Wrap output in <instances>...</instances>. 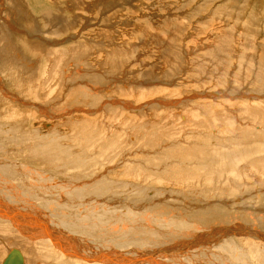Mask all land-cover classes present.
<instances>
[{"label": "rangeland", "instance_id": "374dc122", "mask_svg": "<svg viewBox=\"0 0 264 264\" xmlns=\"http://www.w3.org/2000/svg\"><path fill=\"white\" fill-rule=\"evenodd\" d=\"M14 9L17 10L14 11ZM44 15L46 17L51 16L53 21L45 19ZM251 26L252 28H249ZM10 28L13 30H10ZM5 32L6 35H3ZM0 38L1 44L4 41L2 45L0 44V168L4 166L5 169H9L6 173L7 175L3 176L4 174L1 173L3 179L5 177L8 180H2L0 184L5 192V194L1 195L6 197L4 203L8 206L18 204L23 207L30 202V204H36L37 206L34 205V207L39 209L41 216L40 219L38 217L35 218L40 223L49 219V216L56 221H59L58 219L64 220L66 216L68 219H72L71 215H75L80 211L82 198L86 196V193L81 191V186L95 177V179L102 178L114 182L112 187L115 191L111 188L102 197L105 206L109 205L111 209L113 207L114 213L107 215V217L113 216L115 218V216H119L123 223L124 220H122L121 216L131 215V218L135 220L133 217H140L142 215L141 210L144 211L149 204L144 203L146 201L139 202V200L143 199V196L146 197L147 195L141 192L143 187L141 185L139 187V183H136L133 178L126 177L124 170L136 161H144L147 158L146 153L147 155L150 154L148 157L150 160L147 158L148 163L155 160L156 156L159 158L157 154L151 152L154 147L147 152L143 142H140V146L138 145L139 142H136L135 137H140L142 134L146 135V127L149 128L147 131L152 133H157L158 131L160 135L162 132V136L160 135L162 139L158 138L157 145L156 143L154 144L155 147L158 144L164 146L165 143L171 145L173 142L168 143L167 137H163L170 132L168 129L176 130L172 126V120H174L172 116H175L177 121L180 122L184 120V117L181 120L179 119L181 116L190 115L193 118L192 112L203 113L201 106L208 105L210 113L213 109V112L215 111L214 113H216L215 116L211 114L212 129L214 127L218 132L217 134L227 136L230 135L231 130L228 128L229 125L224 124L227 121L223 120L225 116L233 117L236 123L242 126V123L246 121L243 120L244 112L242 111H244V108L257 102L256 105L261 102L262 105L264 104V82L260 91L259 87L254 86L256 77L258 78L261 73L264 74V0H0ZM4 44L6 52L2 49ZM221 45L223 46L221 47ZM66 50L68 52L71 50L72 55L67 53L69 58L64 57L65 59H61L58 56V52ZM54 53L55 55L52 57ZM15 60H19V62ZM24 60L27 62H24ZM56 60L58 61L57 63ZM67 66L70 67L68 68ZM19 68L22 73L24 72L23 74ZM45 69L47 73H45ZM57 69L60 70L58 71ZM15 72L16 78L13 77ZM18 73L20 74L19 77ZM46 74H53L51 75V77L54 76L51 79L52 81H44L43 77H48ZM34 75H38V78L36 79ZM39 81H44L45 83L43 82V84L47 87ZM43 86L47 89L45 90ZM153 86L156 88H153ZM238 89L240 90L238 91ZM69 90L71 91L69 92ZM90 98L92 102H90ZM164 98L168 101H163ZM82 101L85 102L83 103ZM188 110L190 111L189 113H187ZM218 111L220 112L219 117ZM84 118L85 120L96 119L102 125L105 122V131L112 134L113 137H117L120 133L121 135L127 133L128 139L131 138L129 140L132 141V143L129 142V145L130 147L132 146L131 148L135 152L130 155L132 151H129L126 156L118 155L114 158L113 167L111 166L110 170L105 173L100 171L103 170L102 162L100 167H98L99 164L91 165L89 172H86L84 163L74 160L73 166L66 170V167L60 166L61 160H52V156L45 151V154L40 157H35L33 151L30 152V148L36 142L40 143L42 141L41 144L44 146L46 142L43 141L53 135H57L58 138L55 140L60 144L57 146L59 147L57 148L58 152L65 150V152H62L64 155L63 159L67 153H73L72 157L68 156L67 158L69 159H64L65 161L73 159L76 155L82 156L87 153L89 148L85 149V151L82 148L85 142L73 145L72 140L75 137L74 133L79 132L80 129L72 127L71 124H76L74 120ZM128 119L130 123H127ZM217 119L221 121L218 122ZM162 120H164L166 126ZM189 121H187L188 124L190 123ZM249 121L248 119V124ZM131 122L136 126L131 125ZM214 122H217L218 125L217 123L215 125ZM82 123L88 127H95L91 121ZM125 123L127 125H124ZM141 123L150 125H144V127L141 126ZM161 123H163L162 126L160 125ZM252 125L254 124L249 126ZM255 125L260 128L263 126L259 123ZM110 126L113 127L115 135L109 130ZM118 126L121 132L118 130ZM141 127L144 128V132ZM190 128L191 130L184 129L185 132L181 130L182 133L175 135L174 139L178 141L177 143L187 144L193 140L192 135L194 137L200 136V133L202 136L197 140H201V138L207 139L208 137V141L211 139V129L209 130L210 132H207L206 130L208 129L204 130L197 126ZM138 129L140 132H138ZM122 130L124 131L122 132ZM134 130H136V135L131 133H135ZM176 132L178 131L176 130L172 133L176 134ZM179 135L181 136L179 137ZM185 137H187V141L184 140ZM189 137L190 139H188ZM124 138L127 139L126 135ZM209 143H211V140ZM212 143L215 144L216 139L213 138ZM162 146H160L161 149H163ZM35 148L38 150V146ZM51 148L53 147L50 146ZM168 148L164 147L165 150ZM94 149L93 153L98 151V148L95 147ZM124 151L126 150L124 149ZM26 165L34 169H29ZM99 168L101 169L99 170ZM146 171H144L145 174L148 172ZM11 172L14 173L11 175ZM63 172L66 174L64 175ZM103 173L104 175H102ZM251 175L245 174L243 179L239 178L237 182L248 181V177L245 176H249L252 179L257 177L256 175ZM55 181L58 182L55 185L60 182V185L66 186L63 190V197L52 188ZM13 185L16 187L20 186L29 193L26 204L24 201L12 200L8 196L9 191L7 189ZM128 185L138 186L139 188H129ZM148 187L151 189L156 187V191H158L157 194L155 193L156 191L151 193L149 195L150 198L153 196L155 200L161 199L163 203L168 200V202L171 201V203H168L171 205L172 202H176V199L174 200L170 196L178 194V192L171 190L174 188L178 189V187L169 183L150 184ZM157 188H168L171 192L166 191L160 194V190ZM201 189L203 188L198 186V190ZM230 190H236V188L234 187ZM128 192H131L132 195L127 196L130 195ZM168 192L170 195H168ZM199 194L200 192L197 196ZM247 194L248 191L246 190ZM93 195H97V193L89 194L86 199ZM20 196L24 198L23 194H20ZM76 196L80 198L76 199ZM122 196L125 199H122ZM245 197L246 202L245 204L242 202V205H239L240 202L237 203L233 200L231 203L229 200L232 207L227 206V211L224 210L226 206L223 209L225 214H229L227 221L224 223H216L217 226L210 227L206 224L205 232L202 228H196V231L203 232V237H201V243L203 244L198 248L184 246L180 250L188 248L191 254L194 253V255L197 254V256L200 255L201 257V254L205 253V257L211 260V254L214 253V250L217 252L215 256L219 258L226 257L224 255L225 252L218 249V246L225 244V241L234 240V246L237 244L242 246V243L249 242L247 240L262 243L263 239H259L254 236V233H251L257 230H252L251 226H258L259 224L258 228L262 229L261 234L264 235V228L260 225V222L264 219V205L260 206L259 202L253 203L256 201L253 197ZM230 198L240 199L241 197L239 195H230ZM11 200L14 203L13 205L10 203ZM177 200L184 208L190 203L189 200L183 201L180 198ZM54 203L58 204L54 205ZM96 204L95 212H90L88 208L81 211L83 218L86 219L89 216V219L93 221V217H95V222H98L102 203L97 202ZM176 206L178 205L176 204ZM151 208L154 209L149 211L154 214H148V218L145 217L141 223H138L139 221L136 223L127 222L126 225L122 226L120 225L122 223H119L120 220L113 221L117 223V228L113 227L110 238L112 236L116 237V239L119 237L118 239L121 240L120 238L123 239L127 236L125 238L127 239L131 236L130 239L128 238L131 242L134 241L141 244L144 238L149 241L153 238L151 240L152 243L158 241L155 246L157 244L158 246L165 245V243H159L161 237L163 239L165 238L164 235L169 236L171 234L170 230L173 229L172 226L175 224L170 226V222H167L169 218H172L168 216L170 211L167 212L165 210L166 217L162 218L163 213H159V209L155 212L157 205H153ZM184 208H181V218H183ZM232 208L233 211L231 210ZM44 210L46 212H43ZM186 211L192 212L191 208H187ZM172 216L174 217V215ZM53 222L49 221L51 224L48 223L46 225L47 229L52 230L54 228L56 231L58 229L61 235H74L78 238L76 242L80 239L84 241V238L79 233L70 230L66 225V227H63L65 223L58 225ZM32 224L34 223L32 222ZM129 225L131 226L130 228ZM248 226L249 228H247ZM218 227L219 231L216 232ZM233 228L243 233L228 232ZM181 229L182 227H179L176 231L175 228L174 231L176 233L173 236L178 238L181 234ZM117 230L121 231L118 233L116 232ZM66 231L68 232L66 233ZM160 231L164 233L159 234L161 233ZM105 233L101 236L104 237ZM122 234L126 236L123 235L124 237H122ZM155 235L158 239H156ZM94 238L88 239L87 242L94 241ZM235 238H238V240ZM139 239L142 240L140 241ZM2 240L6 239L2 238ZM81 240L78 244L82 243ZM16 242L14 241V243ZM239 245H237L236 249L240 247ZM12 247L19 248L21 251V246L18 244ZM198 250H200L201 254L198 253ZM6 252L0 255V264H3L8 257ZM85 252H87V249L84 247L83 253ZM148 261L146 260L145 262L152 264V261ZM220 261L227 264L232 263L229 258L220 259Z\"/></svg>", "mask_w": 264, "mask_h": 264}, {"label": "bare ground", "instance_id": "6f19581e", "mask_svg": "<svg viewBox=\"0 0 264 264\" xmlns=\"http://www.w3.org/2000/svg\"><path fill=\"white\" fill-rule=\"evenodd\" d=\"M16 10L17 9H14V11H16ZM44 16H45V19H47L49 21H53L51 16H49V17L48 16L46 17V15H44ZM64 23H66V22H64ZM171 28H173V27H171ZM249 28H252V26ZM10 30H13V29L10 28ZM14 31H15V29H14ZM4 34L6 35V32L3 33V35ZM2 40H3V38H2ZM5 42H7V41L5 40ZM3 43H4V41H3ZM0 44H1V42H0ZM5 44L2 47L4 52H6L5 51ZM12 44H13V42H12ZM222 46L223 45H221V47ZM9 47H8V49H9ZM52 51H54V50H52ZM65 52H66V54H65ZM226 52H224V53L226 54ZM10 53H12V52H10ZM13 53H14V51H13ZM67 53H69V54L71 53V55H72L71 50L69 52L66 50V51H59L58 56L61 59H63L64 57L66 58V57H68ZM54 55H55V53L52 54V57ZM78 56L80 57V55H78ZM71 57H73V56H71ZM79 57H77V58L79 59ZM73 59H75V58H73ZM57 60L60 62L59 59H57ZM57 60H56V63L58 62ZM66 60H68V59H66ZM15 61H17V60H15ZM25 61L26 60H24V62ZM17 62H19V60ZM13 63H15V62H13ZM64 63H65V61H64ZM51 65H53V64H51ZM56 65H58V64H56ZM79 66H81V65H79ZM56 67H58V66H56ZM68 68H67V70H68ZM12 70H14V69H12ZM19 70H20V68H19ZM57 70L59 71L60 69H57ZM20 72H21V70H20ZM38 72H37V74H38ZM45 73H47L46 69H45ZM197 73H200V72H197ZM255 73H253V74H255ZM53 74H51V75H53ZM259 74H260V72H259ZM46 75L48 77H46V76L43 77L44 81L45 82L46 81L47 82L52 81L51 79L54 76L51 77V75H49V74H46ZM19 76H20V74L18 75V77ZM37 76H35L36 79L38 78ZM97 76H99V75H97ZM13 77H15V78L17 77L16 72L14 73ZM254 79H255V77H254ZM44 81H41L42 85H45V84H43ZM220 81H221V79H220ZM39 82H38V85H39ZM263 82H264V74L261 73L258 78L256 77V82H255L254 86L259 87V91H260L263 88ZM45 86H43V87L45 88ZM153 88H156V87L153 86ZM153 88H151V89H153ZM246 88H248V87H246ZM46 89L47 88H45V90ZM67 89H68V87H67ZM158 90H160V89H158ZM158 90H156V91L160 92ZM239 90L240 89H238V91ZM70 91L71 90H69V92ZM231 92H232V90H231ZM261 94H262V92H261ZM78 95H80V94H78ZM87 96H88V94H87ZM84 98H86V97H84ZM90 100H91V98H90ZM163 101L166 102L168 100L166 98H164ZM90 102H92V100ZM109 102H111V101H109ZM257 103L250 104L249 107L246 106V108H244V111H242V112H244L243 120H246L244 123H242L243 127L241 125H238L236 123V120L233 119V117H228V116L224 117L223 120H227L224 124L229 125L228 128H230V130H231L230 135H227V136H224V135L221 136L220 134H217L218 132L214 129V127L212 129V127H211L212 126L211 114L213 116H215L216 113H214L215 111L213 112L214 109L211 110V113H210V109H209L208 105L201 106V108H203V113H200V112L199 113L192 112L193 114L190 113L193 115V118H191L192 116L190 117V115L181 116L179 118L180 120L184 117V120H181L182 122L177 121V118L175 116H172V118L174 119V120H172V123H173L172 126L178 132H176V134H175L172 132H175L176 130L172 131L171 129H168V130H170V132L166 133V135H164V137H163V138L167 137V139L169 140L168 143L173 142L171 145H168L167 143H165L166 146L165 145L162 146L161 144L160 145L158 144L157 147L154 146V144L158 141L159 137H160V139H162V137H161L162 132L160 133V135H161L160 136L158 134L159 133L158 131H157V133L156 132L152 133V132L147 131V129H149V128L146 127V135L142 134L143 135L142 136L139 133L142 137L140 135H139L140 137H135L137 140L136 142H139L138 145L140 146V142H143V145L147 149V152L150 149H153V147H154V150L151 152H154V154H157L159 158H157V156L155 155L156 157L153 156V157H155L154 158L155 160L148 163V159L150 160V158H148L150 156V154L147 155V153H146V156L148 159L146 158L144 161H140V162L136 161L133 165L129 166L127 169L124 170L126 177L127 178L128 177L133 178L136 183H139V185L138 184H136V185H138L139 187L141 185V187H143V189L141 188L142 191L140 189L139 190L141 192H143L145 195H147L146 197L143 196V199L139 200V202L146 201L144 203L149 204L148 206H146V208L144 206V208H145L144 211L141 210L142 215L140 217H138V216H137L138 218L136 216L133 217V218H135V220H133L131 218V215L121 216L122 220H124L123 223L121 222L119 216H117V217L115 216V218L113 216H111L109 218L107 217V215L114 213L113 207L111 209L109 205L105 206V204L102 200V197H104L106 195L107 190H110L111 188H113L112 186H113L114 182H111L110 180L108 181V179L107 180L102 179V178L101 179H95L96 178L95 177L92 180L84 183L81 186V191L85 192L86 196H84L82 198V202H81L82 207L80 208V211L75 215H71L73 217L72 219H68L67 216L66 217L64 216L65 217L64 220L58 219L59 221H56V220H52L53 217L51 218V216H49L50 220L47 219V220L41 221L42 223H40L35 218V217H38L40 219V216H41L39 214V212H40L39 209L37 207H34V205H36V204L33 205V203L30 204L31 203L30 202L27 206L24 205L23 207L21 205H18V204H15L14 206L6 205L4 203L6 197H3L1 195V194H5V192L3 191L4 189L0 185V241L2 240V238L6 239V240L8 239L7 241L2 240V242H0V255L4 254L5 251H7L6 252V256H7L14 249H16L17 251H19L21 253V255L23 257V261L21 264H147L145 262L146 260L152 261V264H227V263L220 261V259L225 260L226 258H229L232 260L231 264H264V235L261 234L262 229L260 230V227L258 228L259 224H258V226L257 225L251 226L252 230L257 229L256 232H251V233H254L255 234L254 236H256L257 238L263 239V242L261 243V242H255L254 240H247L249 242L242 243L243 244V245L241 244L242 246L237 244L240 247L236 249L237 245L234 246V243H235L234 240L225 241L224 242L225 244L218 246V249L220 251L227 253V254L224 253V255L226 257L220 256L221 258H219V257L215 256V255H217V252H215L216 250H214V253L211 254V260H208V258L205 257V253L201 254L200 250H198V253L201 254L202 257L200 255L197 256V254L194 255V253L191 254L190 251L188 250V248L184 249V250H180L181 248H184V246H187L189 248H194V247L198 248L201 244H203V243H201V237H203L202 236L203 232L196 231V228H202V229H204V232H205L206 224H208L210 227V226H217V224H222L225 221H227V216L229 214H225V211H227V206L228 207L231 206L230 202L232 203L233 200L237 203L240 202L239 205H242L241 204L242 202H243V204H245V202H246L245 196H247V198L248 197L255 198L256 201L253 203L259 202L260 206L264 205V104L262 105L261 104L262 102H261L259 105H256ZM263 103H264V101H263ZM117 109H120V108H117ZM121 110H122V107H121ZM241 110H243V109H241ZM118 111H120V110H118ZM189 112L190 111L188 110L187 113H189ZM118 113H120V112H118ZM217 114L219 117L220 112L218 111ZM220 119L219 120L217 119L218 122L221 121ZM248 119L250 120L249 124H248ZM167 120L169 121V119H167ZM188 120H190L189 124L187 123ZM74 121L76 122L77 125L75 123H72L71 126L79 128L80 131L77 133H74L75 137L72 139L73 145L81 144V143L85 142L84 147H82V145H81V147L83 148V151H85V149L87 150L89 148L87 153H84L82 156L76 155L73 157V159L65 161L64 159H69L67 157L73 155V153H67L66 157L63 159L64 155L62 152H65V150H60V152H58L57 148H59V147H57V146H59L60 144H59V142L57 143V141L55 140L58 138L57 135H53L52 137H49L48 139L43 141V142H46V144L44 143L45 147L41 144L42 141L40 143L36 142V144L30 148V152L33 151V153L35 154V157H37V156L40 157V156L45 154L44 153V151H45V152L49 153L50 156H52V158H53L52 160H57V161L61 160L60 166L66 167V170L73 166L74 160H77L79 162H83L84 166L86 168V172L87 171L89 172V167L91 165L99 164L98 167H100V163L102 162V164L105 166L101 165L103 170H100L101 168H99V170L104 172V173L110 170V167L112 166L113 162H115L114 158H116L118 155L126 156V154L129 151H132V152H130V155L135 152L134 149L131 148L132 146L130 147V145H129V142L132 143V141L129 140L131 138L128 139L127 133H125V135L129 141L126 138H124L125 135H123V134L121 135V133H120L121 130H120L119 126H118L119 127L118 130L120 131L119 132L120 134L117 137L116 136L113 137L112 134H109L107 131H105V128H106L104 126L106 124L105 122L102 125L99 121H96V119H92V118L86 119V120H85V118L84 119H78V120H74ZM80 121H82V122L91 121L92 123H94L95 127H91V126L88 127ZM162 121L165 125L164 120H162ZM215 121H216V119H215ZM133 122H134V120H133ZM133 122H131V125L136 124L135 122H134L135 124H133ZM212 122H213V120H212ZM240 122H243V121H240ZM127 123H130V120L127 121ZM163 123H161L160 125L162 126ZM216 123L214 122L215 125H216ZM220 123H222V122H220ZM256 123L263 125L262 128H260L258 125H255ZM155 124H157V122H155ZM251 124H254V125L249 126ZM124 125H127V124L125 123ZM144 125L142 124L141 126H144ZM146 125H150V124H146ZM217 125H218V123H217ZM135 126H133V127H135ZM165 126H163V128H165ZM196 126L200 127L201 129H204V130L208 129V130H206L207 132L211 129V132L209 131L211 134V139H210L211 143H209L210 140L208 141L209 137L207 139L201 138V140H197L200 136H202L201 133H200V136L194 137V135H192L193 140L188 142L187 144L177 143L178 141L174 139L175 135L182 133L181 130L187 129L188 127H189L188 129L191 130L190 127L195 128ZM257 127H259L260 129L259 128L257 129ZM127 128H130V127H127ZM127 128H125V129H127ZM137 128H138V126H137ZM141 128H143V127H141ZM215 128H216V126H215ZM156 129H158V128H156ZM109 130H111L113 135H115L114 134L115 132H114L112 126L109 127ZM124 130H122V132ZM132 131H133V129H132ZM134 131H135V133H133V132H131V133L136 135V130H134ZM219 131H221V130H219ZM138 132H140L139 129H138ZM143 132H144V128H143ZM143 132H141V133H143ZM184 132H185V130H184ZM207 132H205V133H207ZM36 134H38V133L36 132ZM186 135H187V133H186ZM198 135H199V133H198ZM180 136L181 135H179V137ZM208 136H209V134H208ZM28 137H30V136H28ZM47 137H48V135H47ZM213 138L216 139L215 144L212 143ZM186 139H187V137L184 138L185 141H187ZM188 139H190V137ZM205 140H207L208 142L206 141L204 143ZM30 141H31V139H30ZM179 141H180V139H179ZM33 142H34V140H33ZM163 143H164V140H163ZM156 145H157V143H156ZM36 146H38V150L35 148ZM50 146H52L53 148L50 149ZM139 146H138V148H139ZM160 146H162L163 149H161ZM95 147L98 148V151L93 153L92 151L95 150L94 149ZM164 147L165 148L169 147V148L165 150ZM124 149L126 151L123 152ZM137 152H138V149H137ZM79 154H80V152H79ZM144 157H145V152H144ZM123 158H125V157H123ZM129 158H130V156H129ZM42 160H44V159H42ZM33 161H34V159H33ZM26 166L29 169H34L33 167L30 168L28 165H26ZM145 170L148 171V172L146 171L147 174H145V172H144ZM8 171H9V169L8 168L5 169L4 166L2 168H0V184H1L2 180L8 181L5 177H4V179H5L4 180L2 175H1V173H2V174H4L3 176H5V174ZM12 173H14V172H11V175H12ZM104 173L102 175H104ZM63 174H64V172H63ZM245 174H252V175H256L257 177L255 179H252L249 176H245V177H248V181H244L243 183H242V181H240L238 183L237 180L239 178L243 179V175H245ZM102 175H99V176H102ZM11 181H13V180H11ZM126 182H124V183H126ZM57 183L58 182L55 181L54 186L52 188L54 189V191L59 193V195L61 197H63V190L66 188V186H63L62 184L60 185V182L58 185H55ZM141 183H143V184H141ZM163 183H169L171 185L178 187V189H175V188L171 189L173 192L174 191L178 192L177 195H175V196L171 195L170 196V197H173L174 200L176 199V202L175 203L172 202V205L168 204V203H171V201L168 202V200H167L166 203H163V201L161 199L155 200L153 196H152V198H150V196H149L151 193H154V191H156V187L153 189L148 187L150 184L155 185V184H163ZM131 186L132 185H130L129 188H135V187L139 188L138 186H135V187H133V186L131 187ZM198 186H201L203 189L198 190ZM234 187L236 188V190H230L231 188H234ZM168 188H166V189L165 188H157V189L160 190L159 193L162 194L166 191L171 192V190ZM124 189H125V187H124ZM7 190L9 191L8 196H10V198L12 200L24 201L25 204L27 203V197H28L29 193L27 191H24L20 186L16 187L13 185L12 187H9ZM113 190H114V188H113ZM113 190H111V191H113ZM246 190L248 191L247 195H246ZM120 192H122V191H120ZM141 192H140V194H141ZM157 192L158 191H156L155 193L157 194ZM199 192H200V194L197 196V194ZM92 193L93 194L97 193V195H93L89 199H86L87 196L89 194H92ZM128 193L130 195H127V196L132 195L131 192H128ZM20 194H23L24 198H21ZM133 194H134V191H133ZM163 195H165V194H163ZM168 195H170V193ZM230 195H235V196L239 195L241 198L240 199L230 198ZM124 196L127 197L126 195H124ZM124 196H122V199H125V198H123ZM79 198H80L79 196H76V199H79ZM178 198H180L183 201L189 200V202H190L189 205L184 204V205H186L184 208V206L182 204H181L182 205L181 206L180 202H178V200H177ZM12 200L10 203L13 202ZM229 200H230V202H229ZM97 202L102 203L100 206L101 211L99 214L98 222H95V217H93L94 218L93 221H91V219H89V216L86 219L83 218V216L81 215V211L83 209L86 210L88 208V209H90V212H95L94 209L97 207V204H96ZM13 204L14 203H12V205ZM57 204L58 203H54V205H57ZM176 204L178 206H176ZM153 205H157V208H155V212H157V210L159 209L158 212L163 213L162 218L166 217L165 216V210H167V212L170 211L168 213V216L172 217V218H169L167 220V222H170L169 223L170 226L172 224H175L174 226H172L173 227L172 230H170V228H168L170 230V233H171L170 235L168 234L169 236L164 235L165 238L162 239V237L160 235L161 240L159 238V240H160L159 243L160 244L165 243V245H159L158 246V244H157V246H155V243H158V241L157 242L153 241L154 243H152L151 240L153 238H151L150 241L148 239H146L147 240L146 241L144 237H143L144 241H141L143 238L141 240L139 239L141 242H143L142 244L141 243H135L132 240L134 242L133 243L129 240L131 238V236H130V238L128 237L129 239L128 238L125 239L127 236L124 234H122V237H124V236H126V237L123 239L120 238L121 240L118 239L119 237H117L118 240L116 239V237L114 238L113 236L111 238L116 239V240H112L110 238V236L112 234L113 227L115 226V228H117L116 227L117 223H114V222H116L117 220H120L119 223L121 222L122 224H120V225H122V226L126 225L127 222L136 223L139 221L138 223H141V221L144 220L148 214H152V215L154 214L153 212L150 213V211H149L150 209H154V208H151ZM225 206H226V208H225ZM20 207H22V208L20 209ZM58 207L61 208L60 205H58ZM181 208L185 209V211L183 212V218L184 219L181 218ZM187 208H191L192 212L186 211ZM233 208L231 209L232 211H233ZM193 209H195V210H193ZM58 210H59V208H58ZM62 210H64V209H62ZM59 211H61V210H59ZM43 212H46V211L44 210ZM117 213H119V212H117ZM88 214L90 215V213H88ZM128 214H130V212H128ZM54 215H52V216H54ZM172 215H174V217ZM261 216H262V213H261ZM231 217H232V214H231ZM59 218H61V217H59ZM111 218H112V220H111ZM171 220H172V222H171ZM261 220H262V218H261ZM49 221H54L58 225L65 223L63 225V227L66 225L67 228H69L70 230L76 231L77 233L80 234V236L82 238H84V241L80 239L82 243L78 244V242L80 240L78 242H76V240H78V238L74 235L73 236H71V234L70 235H68V234L61 235L60 232H58V229H57V231L54 228L52 230H55V231L47 229L48 227H46V225L49 223ZM230 221H231V219H230ZM32 222L34 224H32ZM210 222H211V224H210ZM131 223H130V225H131ZM49 224H51V223H49ZM158 224H160V223H158ZM120 225H118V226H120ZM130 225H129V228L131 227ZM234 225H235V223H234ZM260 225L262 228H264V219L260 222ZM122 226H121V230H122ZM179 227H182V229L180 231V233H181L180 236L177 238V236H173V234L176 233L174 231V229L176 228V231H177V229ZM118 228H120V227H118ZM124 228H125V226H124ZM236 228H233V229L229 230L228 232L236 233V234L237 233H239V234L243 233L242 231L240 232V230H238ZM241 228H242V226H241ZM247 228H249V226ZM134 229H137V228H134ZM218 229H219V227L217 228L216 232L219 231ZM121 230H119V231L117 230L116 232L119 233ZM236 230H238V231H236ZM105 231H106V233H105ZM67 232L68 231H66V233ZM142 232H143V230H142ZM216 232H215V234H216ZM104 233L107 235V236L105 235L106 237L101 236ZM162 233H164V232H161L159 234H162ZM98 235H100V236H98ZM137 235H139V234H137ZM134 236H135V234H134ZM134 236H132V237H134ZM181 236H184V237H181ZM72 237H74V239H72ZM92 237H95L94 241H90L88 243L87 240L88 239L91 240ZM155 237H156V235H155ZM158 237H159V235H158ZM186 237L187 238L189 237V238L187 239ZM238 237H239V235H238ZM156 239H158V238L156 237ZM235 239L238 240V238H235ZM253 239H254V237H253ZM134 240H136V239H134ZM242 240H244V239H242ZM14 241L15 242L17 241V242L14 243ZM85 242H87V243H85ZM136 242H138V241H136ZM166 243H167V245H166ZM17 244L21 246V251L19 248H16V247L11 248V246L17 245ZM178 246H179V248H177ZM84 247H85V249H87V252H85V253H83ZM171 248H173V249H171ZM195 252L197 253V251H195ZM207 254H209V253L207 252ZM0 258H1V256H0ZM3 264H4V262H3Z\"/></svg>", "mask_w": 264, "mask_h": 264}, {"label": "water", "instance_id": "95a60500", "mask_svg": "<svg viewBox=\"0 0 264 264\" xmlns=\"http://www.w3.org/2000/svg\"><path fill=\"white\" fill-rule=\"evenodd\" d=\"M23 257L19 251L14 249L4 261V264H21Z\"/></svg>", "mask_w": 264, "mask_h": 264}]
</instances>
